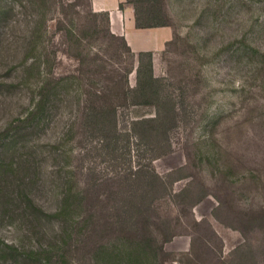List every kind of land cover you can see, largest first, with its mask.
<instances>
[{"label":"rangeland","instance_id":"obj_1","mask_svg":"<svg viewBox=\"0 0 264 264\" xmlns=\"http://www.w3.org/2000/svg\"><path fill=\"white\" fill-rule=\"evenodd\" d=\"M125 4L154 81L88 0H0V264H264V0Z\"/></svg>","mask_w":264,"mask_h":264},{"label":"crops","instance_id":"obj_2","mask_svg":"<svg viewBox=\"0 0 264 264\" xmlns=\"http://www.w3.org/2000/svg\"><path fill=\"white\" fill-rule=\"evenodd\" d=\"M88 1L92 11L108 15L109 31L122 38L131 53L135 56L140 53L151 54L152 71L154 72L157 57L172 40V29L169 26L137 28L134 9L125 4L126 0Z\"/></svg>","mask_w":264,"mask_h":264},{"label":"trees","instance_id":"obj_3","mask_svg":"<svg viewBox=\"0 0 264 264\" xmlns=\"http://www.w3.org/2000/svg\"><path fill=\"white\" fill-rule=\"evenodd\" d=\"M105 14V16L107 17V19H108V15L106 14V13H104ZM135 24H136V27L137 28H152V27H160V26H167L166 24H156V26H150V25H144L141 21H140V19H139V17H138V15H137V10L135 9ZM125 46H126V44H125ZM127 47V46H126ZM128 48V47H127ZM128 51L131 53V51L128 49ZM131 54H133V53H131ZM134 55V54H133ZM135 56V55H134ZM142 56H147V58L149 59V63H150V66H149V69H148V80L149 81H154V79L155 78H153V76H152V62H151V54L150 53H140V54H138L136 57H137V62L138 63H140V61H141V57ZM113 106L110 104V105H107V106H105L104 108H102V110L100 109V107H97V108H94V107H92L91 108V112H94L96 115L97 114H101V113H103V110H105V109H108L109 110V113H111V114H113V111H114V108H112ZM108 112V111H107ZM148 120H146V119H141V120H136V121H134V122H132L131 124L132 125H137V124H143V123H146Z\"/></svg>","mask_w":264,"mask_h":264}]
</instances>
